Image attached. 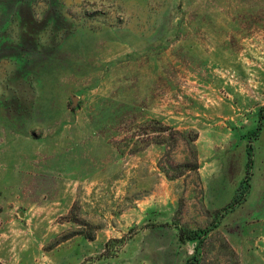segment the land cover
<instances>
[{"label": "rangeland", "instance_id": "1", "mask_svg": "<svg viewBox=\"0 0 264 264\" xmlns=\"http://www.w3.org/2000/svg\"><path fill=\"white\" fill-rule=\"evenodd\" d=\"M263 115L264 0H0V264H264Z\"/></svg>", "mask_w": 264, "mask_h": 264}, {"label": "trees", "instance_id": "2", "mask_svg": "<svg viewBox=\"0 0 264 264\" xmlns=\"http://www.w3.org/2000/svg\"><path fill=\"white\" fill-rule=\"evenodd\" d=\"M264 118V115L261 116V120ZM253 161L251 158V154L248 153L247 162H246V177L248 178L250 175L251 167H252Z\"/></svg>", "mask_w": 264, "mask_h": 264}]
</instances>
